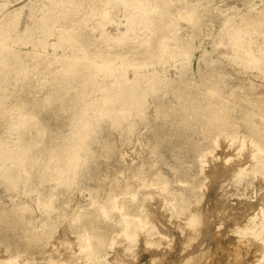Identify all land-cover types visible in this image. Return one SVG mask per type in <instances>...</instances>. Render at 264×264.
Here are the masks:
<instances>
[{"label":"rangeland","instance_id":"obj_1","mask_svg":"<svg viewBox=\"0 0 264 264\" xmlns=\"http://www.w3.org/2000/svg\"><path fill=\"white\" fill-rule=\"evenodd\" d=\"M215 96L234 124L197 119ZM244 110L264 139V0H0V264L214 252L222 232L252 226L245 207L264 205V168L235 176L251 150ZM112 182L134 192L117 193L127 227L98 210ZM90 221L106 233L86 262ZM224 253L216 264H231Z\"/></svg>","mask_w":264,"mask_h":264},{"label":"bare ground","instance_id":"obj_2","mask_svg":"<svg viewBox=\"0 0 264 264\" xmlns=\"http://www.w3.org/2000/svg\"><path fill=\"white\" fill-rule=\"evenodd\" d=\"M122 87L123 84H122ZM126 90H128L129 92H135L136 91V87L128 85L125 87ZM209 90V88L206 89V91ZM121 94V91L118 92ZM222 98L219 96H215L214 100L211 101H205L203 104H198L196 106H194L195 108V113L197 115V119L199 121H204V123L207 125V127H212L213 129H221L223 127V125H227V123H230L232 121V119L236 118L238 115L233 113V107L231 108H225L224 111H222V113L219 112V109H216L217 105H221L222 103ZM249 102L251 103L252 100H249ZM243 115V121L248 122L247 126L248 128V133H249V145H250V152L245 156V158L243 159L242 163L239 164H235V176H238L240 174H249V172L247 171V168H258V169H262L264 168V139L263 137H257L255 138L253 133V130L251 128H253V126L249 123L250 122V118L252 117L251 115L254 112H249V111H242L241 112ZM240 113V115H241ZM189 116L185 115L183 117V119H188ZM239 117V116H238ZM234 123H230L229 125H232ZM228 125V126H229ZM238 127L235 126L236 130ZM219 132V130L216 131V133ZM203 152V151H202ZM199 152V155L202 153ZM248 162V165L246 166V163ZM233 167V168H234ZM220 171V170H219ZM223 171V170H222ZM221 171V173H222ZM219 173V172H218ZM231 173V172H230ZM136 173L133 172L132 176L139 178V176L135 175ZM221 176H225L228 175V172L226 174H220ZM231 175V174H230ZM154 183V182H152ZM112 186L110 189H108V193H107V203L104 205H98V210L104 214L106 216H109L110 210H115L116 212H119L120 214V221L123 223V226H128L130 224V220H133V217L135 216H131L129 211L126 210V206L124 202H119L117 201V193L119 194H123L125 197H129L130 199H135L134 197V192L131 190L130 185L128 183L125 184H119L118 182H112ZM161 189L164 191L166 189L165 185L161 186ZM116 194V195H115ZM166 195H170L173 196L169 199L166 198L167 203L168 204H172L175 202V199H179L180 197H177L174 193L172 194V192H170L169 190L165 192ZM241 195V194H240ZM239 195V196H240ZM176 196V197H174ZM233 196V194L231 195ZM234 197H236L237 199L239 198L236 194L234 195ZM136 212L134 214L137 215V217H139V213L138 212V205L136 206ZM246 210V216H248L247 221L248 223L251 222L252 226L248 229V232H246L247 229H245V227L242 228H236V229H231V231H225L222 232V238L218 237V244L216 243V247L214 248V252L212 251H196V253H194V251L190 254H187L186 256H184L181 260L177 259V263L176 264H211L212 262L209 260L210 257L215 256V253H218V259L220 257V254H223L224 252H228L227 254H229L231 256L230 259H232L231 264H252L251 262H261V260H264V237H261V234L263 233L264 230V205L263 206H258V204H255V206H251L249 208H244V211ZM66 212V211H65ZM256 215H259L261 217H263V221L262 220H254L255 218H259L256 217ZM141 218V217H139ZM189 221V226L192 228V230L195 229L196 226H194L195 223L198 224L199 218L197 213H194L193 211L191 212V214L189 215L188 218ZM78 231L82 234L80 236L81 240H80V245L81 246H88L92 249L93 252L87 254L88 258L85 259L86 262L89 261L88 259L92 260L93 256L95 253H100L99 248L101 247V243L103 241V236L106 233V230L103 229L102 227H97L94 222L90 221L88 223L83 222L79 225L78 227ZM198 229L195 230V233L197 234ZM230 233V234H229ZM240 234H243L242 236H240ZM244 234H246L247 236H244ZM127 235L129 237L132 236L131 232H128ZM218 236V235H217ZM134 237V236H132ZM210 237L209 235H206V246L209 247V245L211 244L210 241ZM213 237V236H212ZM211 237V238H212ZM78 238V236H77ZM216 239V238H215ZM214 239V240H215ZM213 240V239H212ZM183 244L185 245V242L182 241ZM214 242V241H213ZM212 242V243H213ZM145 243L150 244V245H155V242L152 241H145ZM214 245V244H212ZM205 249V248H204ZM225 250V251H224ZM211 252V253H210ZM226 253H224L225 255ZM228 255V256H229ZM146 256L148 257V261L150 264H157L158 260L160 257H157L156 252H152V251H148L146 253ZM226 256V255H225ZM97 257V256H95ZM165 258V257H164ZM224 258V257H222ZM214 259V258H213ZM218 259L215 258V260H217L216 262H218ZM227 261V258H224ZM94 260V259H93ZM160 258V261L161 262ZM221 260V259H220ZM98 261V258H97ZM167 258H165V260L163 261V264H172L175 261H167ZM215 262V264H216ZM228 262V261H227ZM162 263V262H161ZM109 264V263H107ZM138 264V263H136ZM141 264V263H139ZM159 264V263H158ZM218 264H226L223 263V261H221V263ZM228 264V263H227Z\"/></svg>","mask_w":264,"mask_h":264}]
</instances>
